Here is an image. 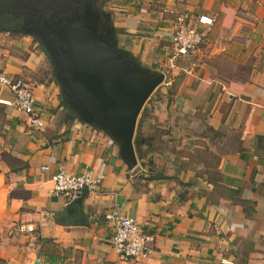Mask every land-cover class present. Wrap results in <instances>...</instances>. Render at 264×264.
Instances as JSON below:
<instances>
[{
	"label": "crops",
	"instance_id": "crops-1",
	"mask_svg": "<svg viewBox=\"0 0 264 264\" xmlns=\"http://www.w3.org/2000/svg\"><path fill=\"white\" fill-rule=\"evenodd\" d=\"M96 5L117 45L146 69L164 68L178 109L205 120L214 162H202L209 167L203 175L157 178L129 169L103 133L65 109L52 76L38 69L47 59L36 42L17 53L0 46V72L28 84L43 123L30 129L24 114L0 104V264H264V140L257 139L264 138V0ZM176 12L191 14L203 33L197 50L183 57L170 48ZM10 95L0 87V99ZM58 165L101 176L65 212L70 202L50 191ZM110 210L133 215L154 234L147 259H123L111 248V222L103 217ZM16 222L33 229L16 233Z\"/></svg>",
	"mask_w": 264,
	"mask_h": 264
},
{
	"label": "water",
	"instance_id": "water-1",
	"mask_svg": "<svg viewBox=\"0 0 264 264\" xmlns=\"http://www.w3.org/2000/svg\"><path fill=\"white\" fill-rule=\"evenodd\" d=\"M98 0H10L15 30L36 40L52 68L58 97L74 117L105 135L129 168L137 165L132 137L141 107L165 76L140 66L117 45ZM80 195L64 209H73Z\"/></svg>",
	"mask_w": 264,
	"mask_h": 264
},
{
	"label": "rangeland",
	"instance_id": "rangeland-1",
	"mask_svg": "<svg viewBox=\"0 0 264 264\" xmlns=\"http://www.w3.org/2000/svg\"><path fill=\"white\" fill-rule=\"evenodd\" d=\"M34 42L36 40L31 36L6 31L4 34L0 33V46L10 49L11 52L18 50V47L30 48ZM16 53L14 54L17 55ZM38 69L43 70L45 76L43 78L52 75V68L45 58L42 59ZM161 69L164 68L160 67L153 71L163 72ZM165 75L169 73H164ZM164 81L148 96V100L141 107L146 119L140 131L143 137L140 149L147 151L145 146L149 148L142 158L137 157V165L134 169L143 175L157 178L185 170L195 171L200 175L209 170L207 164L202 162L213 161L214 158L211 157L213 149L210 146L213 141L212 131L208 129L203 118L186 116L185 112L182 113L181 109H178L181 108L180 105H177L172 98L176 90L175 86L166 85ZM167 86L170 89H167ZM135 131L136 124L134 135ZM211 165L214 166L213 163Z\"/></svg>",
	"mask_w": 264,
	"mask_h": 264
},
{
	"label": "built area",
	"instance_id": "built-area-1",
	"mask_svg": "<svg viewBox=\"0 0 264 264\" xmlns=\"http://www.w3.org/2000/svg\"><path fill=\"white\" fill-rule=\"evenodd\" d=\"M213 20L210 18L207 21L206 30L213 24ZM170 24L171 53L177 57L194 53L203 41V33L195 26L191 14L176 12L172 14ZM0 87L7 89L11 94L10 100L0 99V104L9 105L24 114L30 129L43 127L38 111L34 107L32 90L26 82L0 72ZM100 179L101 176L94 175L90 169L86 168L71 174L66 172L61 165H58L50 177V191L52 194L64 197L67 202H71L81 194L80 192L95 189L100 184ZM39 215L42 219L49 217V213L44 210L39 211ZM103 217L111 222L110 246L121 258L139 261L147 259L153 252L154 234L142 230L133 215L120 214L110 210L104 213ZM32 229L33 226L30 223L16 222L12 225V230L19 234L30 232Z\"/></svg>",
	"mask_w": 264,
	"mask_h": 264
},
{
	"label": "trees",
	"instance_id": "trees-1",
	"mask_svg": "<svg viewBox=\"0 0 264 264\" xmlns=\"http://www.w3.org/2000/svg\"><path fill=\"white\" fill-rule=\"evenodd\" d=\"M4 9H5V4H4ZM13 23H14V20H12L8 14L3 12V27H9V26L11 27L13 25ZM37 49L42 51L44 54V50L39 44H37ZM51 79H52V77H51ZM147 100H148V98L145 100V102ZM145 119H146V116H145V114H143V108H141V110L139 112L138 120L136 122L135 135L132 137V146H133V149L135 150L136 155L139 159L143 157V155L148 151V148H149V146H145L147 151H143L140 149L141 140L143 139L140 131H141V127H142V124H143ZM257 139H258V141L264 140V138H261V137H258Z\"/></svg>",
	"mask_w": 264,
	"mask_h": 264
},
{
	"label": "flooded vegetation",
	"instance_id": "flooded-vegetation-1",
	"mask_svg": "<svg viewBox=\"0 0 264 264\" xmlns=\"http://www.w3.org/2000/svg\"><path fill=\"white\" fill-rule=\"evenodd\" d=\"M4 4H5V9H4ZM10 11H11V5H10V0H0V31L1 29H4V28H9L11 30H15L18 28L19 26V19L16 18V17H13L11 14H10ZM3 12H5L6 14H8L10 16V18L12 20H14V23L13 25L10 27H4L3 28Z\"/></svg>",
	"mask_w": 264,
	"mask_h": 264
}]
</instances>
